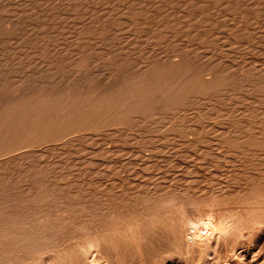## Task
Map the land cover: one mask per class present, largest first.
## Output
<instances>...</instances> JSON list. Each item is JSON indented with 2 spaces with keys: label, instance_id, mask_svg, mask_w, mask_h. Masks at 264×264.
Here are the masks:
<instances>
[{
  "label": "rangeland",
  "instance_id": "obj_1",
  "mask_svg": "<svg viewBox=\"0 0 264 264\" xmlns=\"http://www.w3.org/2000/svg\"><path fill=\"white\" fill-rule=\"evenodd\" d=\"M78 261L264 264V0H0V264Z\"/></svg>",
  "mask_w": 264,
  "mask_h": 264
},
{
  "label": "bare ground",
  "instance_id": "obj_2",
  "mask_svg": "<svg viewBox=\"0 0 264 264\" xmlns=\"http://www.w3.org/2000/svg\"><path fill=\"white\" fill-rule=\"evenodd\" d=\"M235 10H236V9H235ZM76 91H77V90H76ZM29 93H30V92H29ZM84 95H85V94H84ZM20 100H21V99H20ZM78 104H79V103H78ZM2 105H3V104H2ZM42 108H44V107H42ZM47 108H48V107H47ZM63 108H64V107H63ZM35 116H36V115H35ZM69 116H70V114H69ZM69 116H68V117H69ZM36 117H37V116H36ZM29 118H30V117H29ZM32 120H33V119H32ZM55 120H56V119H55ZM9 121H12V120H9ZM12 122H13V121H12ZM54 123H55V122H54ZM15 126H16V125H15ZM75 127H76V126H75ZM22 128H23V127H22ZM79 129H80V128H79ZM53 130H54V129H53ZM31 131H32V129H31ZM29 132H30V131H29ZM39 132H40V131H39ZM1 144H2V143H1ZM26 146H27V145H26ZM24 149H25V148H24ZM170 215H171V214H170ZM5 216H6V215H5ZM11 221H13V220H11ZM155 221H156V220H155ZM14 222H16V221H14ZM22 222H23V221H22ZM22 222H21V223H22ZM8 223H9V222H8ZM15 224H17V223H15ZM4 225H5V224H4ZM13 225H14V224H13ZM13 225H12V226H13ZM20 225H21V224H20ZM22 225H23V224H22ZM12 226H11V227H12ZM25 226H26V225H25ZM13 227H14V226H13ZM17 227H18V226H17ZM17 227H16V229H17ZM20 228H22V227H20ZM20 228H18V230H19ZM13 231H14V230H13ZM13 231H12V233H13ZM16 232H17V231H16ZM14 233H15V232H14ZM14 233H13V234H14ZM19 233H20V232H18L17 234H19ZM96 233H97V232H96ZM15 236H16V235H15ZM17 236H19V235H17ZM175 237H176V236H175ZM52 242H53V241H52ZM75 242H76V241H75ZM77 244H78V243H77ZM110 244H111V243H110ZM41 246H42V245H41ZM48 246H49V245H48ZM60 246H61V245H60ZM60 246H59V248H60ZM64 246H65V244H64ZM105 246H106V245H105ZM70 248H72V247L70 246ZM99 248H100V247H99ZM109 248H110V247H109ZM90 249H91V247H88L87 250H84V251H83V254H84V258H85V259H88V258H89V255H90ZM103 249H104V248H103ZM39 250H40V249H39ZM43 250H44V249H43ZM56 250H57V249H56ZM50 251H51V250H50ZM100 251H101V250H100ZM102 251H103V250H102ZM46 252H48V251H46ZM100 253H102V252H100ZM106 253H107V251H106ZM106 253H104V255H105ZM41 254H42V253H40V255H41ZM107 254H108V253H107ZM109 254H111V251H109ZM79 255H80V254H79ZM92 255H93V254H92ZM104 255H103V256H104ZM101 256H102V255H101ZM106 257H107V256H105V258H106ZM108 257H109V256H108ZM110 257H112V256H110ZM113 257H114V256H113ZM74 258H75V257H74ZM74 258H73V259H74ZM93 258H94V257H93ZM114 258H115V257H114ZM125 258H126V257H125ZM98 259H99V257H98ZM100 259H101V258H100ZM100 259H99V260H100ZM108 259H109V258H108ZM90 260H91V259H90ZM105 260H106V259H105ZM101 261H102V260H101ZM93 262H94V261H93ZM99 262H100V261H99ZM78 263L81 264L79 261H78ZM94 263H95V262H94ZM95 264H96V263H95Z\"/></svg>",
  "mask_w": 264,
  "mask_h": 264
},
{
  "label": "clouds",
  "instance_id": "obj_3",
  "mask_svg": "<svg viewBox=\"0 0 264 264\" xmlns=\"http://www.w3.org/2000/svg\"><path fill=\"white\" fill-rule=\"evenodd\" d=\"M191 229L193 230V232H197L201 227H203L204 229H210L212 228V224L211 223H202V224H197L195 226L190 225ZM216 229H213V231H215ZM212 233L210 232L209 235H211ZM195 239H199V236H196Z\"/></svg>",
  "mask_w": 264,
  "mask_h": 264
}]
</instances>
